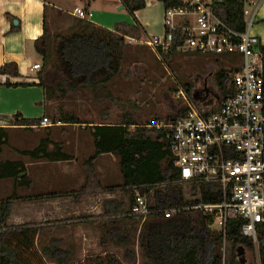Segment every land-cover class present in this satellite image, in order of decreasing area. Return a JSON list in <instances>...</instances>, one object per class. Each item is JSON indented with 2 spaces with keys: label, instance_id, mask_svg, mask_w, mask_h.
I'll return each mask as SVG.
<instances>
[{
  "label": "trees",
  "instance_id": "trees-1",
  "mask_svg": "<svg viewBox=\"0 0 264 264\" xmlns=\"http://www.w3.org/2000/svg\"><path fill=\"white\" fill-rule=\"evenodd\" d=\"M90 5L93 0H85ZM164 9L170 10L185 6L186 0H157ZM122 5L131 14L146 8L145 0H121ZM216 14L233 30L244 32L245 0H215ZM145 32L139 26L117 23L113 31L102 28L90 21L75 19L65 31L56 34L53 39L45 25L43 36L35 43L37 53L42 57V67L39 72V86L47 92V80L52 75L59 77L52 89L63 86L57 94L63 96L70 92H82L85 89L92 91L96 102H118V99L108 89L107 84L120 73L122 59V44L125 37L140 40ZM52 41V42H51ZM264 53V46L261 47ZM219 61L215 60V63ZM0 75L11 78L21 77L15 63L0 68ZM216 76V87L222 97H226L231 89L229 81L231 75L220 71ZM7 88L29 87L30 84H12L9 80L4 84ZM51 89V91H52ZM192 88L188 87L186 94L191 98ZM53 92V93H56ZM56 94V95H57ZM184 112L180 109L179 114ZM48 118V117H46ZM126 118L121 125L84 126L78 117L68 114L61 106L53 117L55 124L79 125L91 130L95 144V154L85 160L82 167L86 176L85 188L97 185L103 189L97 178L95 168L96 159L104 154H112L119 158V165L125 186L138 187L141 196H150L153 193L151 213L146 217L131 215L136 205V192L129 193V202H117L113 213L107 211L112 201L105 203V215L117 216L112 219L107 228L102 245L113 243L125 248L124 261L127 264H137V255L133 244L128 221L143 220L142 240L140 247L143 257L148 264H244L241 258L244 250L258 253L260 264H264V224L259 225L257 244L252 239L242 235L244 221L229 222L226 237L212 228L213 218L196 210L187 208L204 204H217L222 201V191L218 185L202 184L201 200H188L185 197L183 186L178 184V171L174 168V161L170 152L169 143L162 130L139 126L135 121ZM172 119V118H171ZM41 119H25L17 114L11 125L23 130L32 127L39 128ZM56 126V125H55ZM135 126V131L129 128ZM50 129L46 128L45 130ZM9 145L8 128L0 127V154L5 146ZM22 157L33 160L45 159L50 162H67L72 157L63 151V148L49 137L31 151L14 150ZM0 180H13L15 188L29 187L32 182L28 177L27 169L22 161H0ZM164 186L163 190H156ZM9 198L0 202V264H48L43 253L37 248V239L40 229L35 224L21 227L8 226L13 201ZM115 203V202H114ZM179 209L170 216L165 211ZM117 222V223H113ZM123 224L121 225V223ZM229 243V249L226 244ZM44 254L58 264H70L67 252L60 249L48 248ZM117 255L106 253L87 257L82 262L74 264H125Z\"/></svg>",
  "mask_w": 264,
  "mask_h": 264
},
{
  "label": "crops",
  "instance_id": "crops-1",
  "mask_svg": "<svg viewBox=\"0 0 264 264\" xmlns=\"http://www.w3.org/2000/svg\"><path fill=\"white\" fill-rule=\"evenodd\" d=\"M80 1V3H74V5L76 4L79 8L92 12V4L87 5L85 0ZM145 1L146 9L137 11L132 15L135 20L133 26L141 27L146 34L149 29L154 28L158 34L152 38L164 36L166 33L164 24L160 26L161 24L159 23V27H157L148 18L143 17V13L149 8V4L152 5V8L154 7V1ZM116 2L117 7L124 6L121 0H116ZM68 4L73 6V0H0V68L6 64L15 63L21 75L19 78L0 75V117L2 115L10 117L20 114L25 119H36L35 117L40 116V111L35 110L36 108L33 105L36 102L43 103L46 100V90L38 85L40 70H33L34 65L42 67L43 64V61H41L43 59L37 53L35 43L44 34L45 25L47 26L48 22V9L52 10L53 16L56 13L70 21L72 20L71 25L75 19H78L72 14L74 10L70 11L68 9L66 6ZM160 4L162 5V3ZM107 6V4L103 5L105 9H108ZM250 9L253 12L256 11L257 19V25L252 28V33L260 39L261 45L264 46V0H256L249 6ZM112 13L113 10H110L109 13L103 11L102 15L110 17L113 15ZM165 13L166 10L164 18ZM90 22L110 31L114 30L111 22L105 18L95 21L91 20ZM71 25L64 23L61 26H63V31H65ZM125 39L136 41V39L129 37H125ZM38 58H41V60L36 62ZM34 71H37V76L31 74ZM116 77L107 84L112 94L114 93L111 89V84ZM8 80L12 84L25 83L32 86L4 87ZM88 91L92 96L91 106L105 103L96 102L92 91L89 89L77 93L70 92L67 94V98L71 100L75 98L76 102L78 94L84 96V93ZM27 106L28 108H26ZM68 114L78 117L74 112H68ZM40 117L38 119L48 116L44 114ZM2 119L0 118V127L8 128L9 139L11 134L16 132L18 133L17 138L20 139L19 141L23 145L22 149L12 147L13 151L15 149L21 151L34 150L49 135L50 139L58 143L63 148V151L73 159L67 162H50L45 159L33 160L29 157H22L15 151L13 153L15 157L0 159V161H22L32 182L31 188L21 187L16 189L13 180H0V183L5 181L10 183L7 186L4 185L5 190L11 191L15 188L12 196L0 199L1 202L12 197L15 198L8 218V226L21 227L35 224L40 229L37 248L43 253L48 264H58L44 254L46 249L54 247L67 252V258L71 260L70 264L82 262L90 256L106 253H113L121 257L120 253L117 254L115 251L119 250L122 252V246H117L113 243L102 245L101 243L107 228L112 223L111 220L118 219L119 221L120 218L110 214L106 216L105 203L108 201L115 202L109 205L107 209L108 212L113 213L117 208V202L120 204L123 201L129 202V193L136 192V195L139 194L137 192L138 187L125 186L119 158L112 154L99 156L94 165L97 170V178L103 189H98L95 184L91 188H85L86 176L82 165L85 160L91 159L95 154V144L91 130L81 128L79 125L65 126L62 123L60 125L56 124V126H52L47 130L45 129L49 127H32L31 129L23 130L20 127L12 126L11 119L7 118L6 122L2 121ZM109 119L110 116L106 115L105 112L97 113L96 115L89 112L87 120L82 121L80 119V121L84 126L121 125L123 123L122 121L119 124H108L107 121ZM129 120H133L141 126L137 120L131 118ZM144 126L152 128L151 124ZM129 131L134 132L135 126H131ZM117 166L119 167L118 174L116 169L114 170V167ZM115 178L116 181H114ZM132 222H127L130 229ZM107 250L109 252H104Z\"/></svg>",
  "mask_w": 264,
  "mask_h": 264
},
{
  "label": "built area",
  "instance_id": "built-area-1",
  "mask_svg": "<svg viewBox=\"0 0 264 264\" xmlns=\"http://www.w3.org/2000/svg\"><path fill=\"white\" fill-rule=\"evenodd\" d=\"M255 1L245 0L246 29L240 33L216 14L215 0H186L185 6L166 11L165 35L144 43L160 57L199 54L218 64L227 59L221 68L231 75L226 97L217 87L209 90L210 103L184 97L182 114L153 127L165 133L180 177L177 183L190 188L193 200H201L202 184L221 188L220 203H201L187 210L211 216L212 228L224 237L229 222L242 220V235L257 244L259 225L264 224V53L252 33L256 11L252 14L249 6ZM72 14L86 21L93 18L92 12L79 7ZM33 70L41 66L34 65ZM54 125L43 117L39 127ZM149 201L138 194L131 215H149Z\"/></svg>",
  "mask_w": 264,
  "mask_h": 264
},
{
  "label": "rangeland",
  "instance_id": "rangeland-1",
  "mask_svg": "<svg viewBox=\"0 0 264 264\" xmlns=\"http://www.w3.org/2000/svg\"><path fill=\"white\" fill-rule=\"evenodd\" d=\"M147 1H154V7L152 8V5L149 4V8L143 13V17L145 16V18H148V20L156 24L157 27H159V23L161 24L160 26H162L164 24L165 12L163 6L156 0ZM80 2V0H73V6L70 4L66 6L70 11H73L75 7H79L76 4L74 5V3ZM91 4V11L94 15L92 21L105 18L111 22L113 28L117 23H125L128 25L135 24L133 16L127 10L120 9L122 6H116V0H93ZM105 4L108 5L107 8L109 10L103 7ZM110 10H113V15L110 17L102 15L103 11L109 13ZM52 13V10L48 9L47 28L53 39L56 34L63 31V26L61 25L64 23L66 25H71L72 20L70 21L56 13H54L55 15L53 16ZM251 13H254L253 10H251ZM248 19H250V17H248ZM256 20L255 18L254 26L257 25ZM176 24H179V20L176 21ZM156 29L159 30L158 28ZM157 34L154 28H151L146 35L143 34L140 40L134 41L125 39V42L122 44L121 70L111 84L113 95L118 99V102H103L104 104L91 106L90 102L92 96L89 94V91L84 93V96L78 94V98L76 97L77 100L75 102V98L71 100L67 98V95L63 96L60 93L57 94L56 90L59 89V91H61L64 89L63 86H60V88L56 90L51 88L60 81L58 76L52 75V77L47 80L50 87L47 92V97L45 98L46 100L43 103H34L33 107L36 108L35 110L40 111V116L46 114V116L52 120L57 112L58 106H61L66 113L74 112L82 121L87 120L89 112L94 115L105 112L106 115L110 116V119L107 121L108 124H119L124 119L131 118L137 120L141 126H144L147 124L155 125L176 117L180 109H184L185 107V103H183L184 97L189 98L186 94L188 87L193 90L191 98L197 103H202L204 100L205 81L209 82V90H215L217 83L215 75L222 71L221 68L226 65L224 63L227 59L223 61L224 63L218 64L215 63L213 58L199 54H184L173 57L157 56L144 44L148 38L151 39ZM40 60L41 58H38L36 62ZM31 74L37 76V71ZM212 100L213 98L210 97L205 102L210 103ZM26 108H28V106ZM29 108H31V106H29ZM15 116L16 115L4 117V115H2L0 118H3L2 121L6 122L7 118L14 120ZM40 116L35 118H41ZM17 136L18 133L16 132L11 134L9 145L3 148L4 152L2 151L3 153H1L0 159L15 157L13 155L14 151L11 149L12 147H17L19 149L23 148ZM115 169L118 174L119 167H114V170ZM116 178L114 181H116ZM8 184L10 183L7 181L0 183V199L12 196L15 192V188L11 191L5 190L4 185L7 186ZM163 189L164 186L156 188V190ZM183 191L186 199L190 201L193 200L192 197H194V195L191 194L190 188L183 187ZM149 198V203L151 205L153 203V193L150 194ZM142 226L143 220H133L131 229V235L135 240L133 248L137 255V264H148V261L143 257V251L140 247ZM229 246L230 244L227 243L226 249H229ZM104 252L109 251L107 250ZM115 252L117 254L120 253L121 257L119 258L124 261L125 248L123 247L122 252L119 250ZM241 258L244 260V264H260L257 252L253 253L244 250ZM124 263L127 264L125 261Z\"/></svg>",
  "mask_w": 264,
  "mask_h": 264
},
{
  "label": "water",
  "instance_id": "water-1",
  "mask_svg": "<svg viewBox=\"0 0 264 264\" xmlns=\"http://www.w3.org/2000/svg\"><path fill=\"white\" fill-rule=\"evenodd\" d=\"M121 9H124V6H122ZM204 94H205V97H204V100H205V99H207V97L209 95V89L207 86H205V88H204Z\"/></svg>",
  "mask_w": 264,
  "mask_h": 264
},
{
  "label": "flooded vegetation",
  "instance_id": "flooded-vegetation-1",
  "mask_svg": "<svg viewBox=\"0 0 264 264\" xmlns=\"http://www.w3.org/2000/svg\"><path fill=\"white\" fill-rule=\"evenodd\" d=\"M208 85H209V82H208V81H205V86L208 87ZM198 103H199V102H198Z\"/></svg>",
  "mask_w": 264,
  "mask_h": 264
},
{
  "label": "bare ground",
  "instance_id": "bare-ground-1",
  "mask_svg": "<svg viewBox=\"0 0 264 264\" xmlns=\"http://www.w3.org/2000/svg\"><path fill=\"white\" fill-rule=\"evenodd\" d=\"M204 97H205V94H204ZM206 100V99H205ZM204 101V100H203Z\"/></svg>",
  "mask_w": 264,
  "mask_h": 264
}]
</instances>
